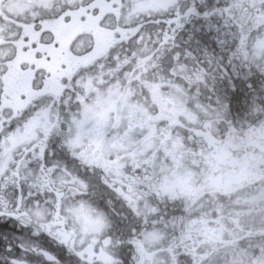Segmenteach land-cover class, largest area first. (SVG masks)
I'll return each instance as SVG.
<instances>
[{"label": "flooded vegetation", "instance_id": "af4514ba", "mask_svg": "<svg viewBox=\"0 0 264 264\" xmlns=\"http://www.w3.org/2000/svg\"><path fill=\"white\" fill-rule=\"evenodd\" d=\"M262 26L264 0H0V264H192L186 241L216 214L185 222L150 196L152 166L193 134L217 163L238 159L235 137L189 125L264 111L246 87ZM158 191L201 195L190 171ZM154 221L175 225L170 243Z\"/></svg>", "mask_w": 264, "mask_h": 264}, {"label": "clouds", "instance_id": "9594fccd", "mask_svg": "<svg viewBox=\"0 0 264 264\" xmlns=\"http://www.w3.org/2000/svg\"><path fill=\"white\" fill-rule=\"evenodd\" d=\"M256 37L264 39V26L250 37V43ZM259 64L258 68L253 66L246 87L251 94L249 104H259L264 108V60ZM231 91L234 92L235 88ZM81 109L77 103L73 113L77 119ZM216 111L198 113V120L189 127L211 134L219 141L235 137L232 151L238 159L226 164L217 163L214 156L217 145L208 144L203 137L193 134L184 141L182 159L174 161L163 155L157 157L148 181L151 185L149 195L179 204L186 217L185 222L202 214H216L214 234L193 232L186 241L191 244L189 251L196 254L192 264H255L256 259L264 258V111L246 113L247 118H242L243 122L231 116L230 105L229 112L221 119L214 115ZM193 160L198 163L193 165ZM187 171L192 173V183L201 192L198 200L192 201L179 194L173 200L168 194L158 191L166 178L172 179ZM85 183L89 184V181ZM144 187L140 191H144ZM139 206H143V201ZM71 224V217H68V226ZM173 227V224L154 221L152 230L161 234L162 244H167ZM180 230L183 231V227Z\"/></svg>", "mask_w": 264, "mask_h": 264}, {"label": "snow or ice", "instance_id": "6c2138e0", "mask_svg": "<svg viewBox=\"0 0 264 264\" xmlns=\"http://www.w3.org/2000/svg\"><path fill=\"white\" fill-rule=\"evenodd\" d=\"M203 7H204L203 5L197 6L196 4H193V5H191L189 7H186L184 9V15L187 16V17L199 16L201 14V12L203 11ZM204 16L207 18L209 16V13L208 12H204ZM177 23L179 24L180 21H177ZM18 222H19V220H18ZM6 251L11 253L12 252V248L8 247L6 249ZM9 264H16V261L15 260H10Z\"/></svg>", "mask_w": 264, "mask_h": 264}, {"label": "rangeland", "instance_id": "374dc122", "mask_svg": "<svg viewBox=\"0 0 264 264\" xmlns=\"http://www.w3.org/2000/svg\"><path fill=\"white\" fill-rule=\"evenodd\" d=\"M160 3L163 2V0H158ZM176 1V0H174ZM253 51L255 55L259 56L261 52L264 51V39H260L259 37H256L253 44Z\"/></svg>", "mask_w": 264, "mask_h": 264}, {"label": "trees", "instance_id": "16d2710c", "mask_svg": "<svg viewBox=\"0 0 264 264\" xmlns=\"http://www.w3.org/2000/svg\"><path fill=\"white\" fill-rule=\"evenodd\" d=\"M257 13H258V12H257L256 10H254V14H255V16H256Z\"/></svg>", "mask_w": 264, "mask_h": 264}]
</instances>
